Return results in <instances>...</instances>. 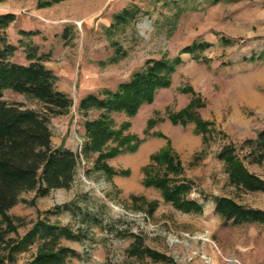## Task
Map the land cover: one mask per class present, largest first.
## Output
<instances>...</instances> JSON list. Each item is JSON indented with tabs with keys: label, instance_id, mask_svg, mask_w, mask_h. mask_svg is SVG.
Masks as SVG:
<instances>
[{
	"label": "rangeland",
	"instance_id": "1",
	"mask_svg": "<svg viewBox=\"0 0 264 264\" xmlns=\"http://www.w3.org/2000/svg\"><path fill=\"white\" fill-rule=\"evenodd\" d=\"M127 6H139L141 11L129 24L114 29L112 37L128 53L118 62L102 64L114 53L105 29ZM1 12L17 15L6 30L8 40L19 45L12 60L27 63L20 40L28 38L20 30L37 31L31 41L41 51L51 52L46 64L59 77L57 87L74 100L68 114L51 118L52 140L74 151H81L86 140V118L77 110L81 97L104 88L117 89L149 58L175 56L194 41L212 42L201 53L207 61L183 53L184 62L171 86L161 88L136 116L112 114L117 125L130 120V131L145 136L136 151L108 160L121 173L109 177L96 169L97 152L87 159L82 155L69 188H56L45 196L35 190L22 194L23 200L8 210L16 226L10 237L21 238L39 217H45L53 223L89 229L83 241L63 239V244L81 253L70 264H264V226L225 222L215 210L221 195L264 209V192L230 184L226 166L217 156L228 143L245 156L251 151L245 141L256 138L264 128V58L258 57L264 56V0H64L48 7H39L37 0H0ZM66 27L71 30L70 39L62 36ZM224 38L231 43L225 44ZM252 56L256 59L251 60ZM3 98L23 108L42 107L37 100L10 89ZM194 98L200 102L196 111L216 127L204 154L203 135L195 123L176 124L170 119L172 112L187 107ZM98 115V111L90 112L91 118ZM150 119L157 122L148 128ZM167 145L180 156L184 175L192 182L189 197L203 203L202 212L178 209L160 190L144 185V166ZM250 158L244 160L248 169L264 178V159L254 162ZM135 196L158 201L155 212L149 215L140 209L142 200ZM69 202L74 209L55 208ZM88 212L99 222L87 221ZM132 233L142 235L146 246L172 261L129 255L127 249L135 240ZM36 252L33 245L16 253L15 262L3 264H21Z\"/></svg>",
	"mask_w": 264,
	"mask_h": 264
},
{
	"label": "trees",
	"instance_id": "2",
	"mask_svg": "<svg viewBox=\"0 0 264 264\" xmlns=\"http://www.w3.org/2000/svg\"><path fill=\"white\" fill-rule=\"evenodd\" d=\"M62 1L64 0H37L39 7H48ZM217 1L214 0L215 3ZM140 11L139 6H127L114 15L113 23L105 29L114 53L102 64L118 62L127 55V50L112 37L114 29L129 24L137 18ZM16 19L14 12L0 13V244H4L0 245V264L6 261L15 262L16 253L33 245L37 247L36 254L21 264H70L71 258L81 257V253L63 244V239L83 241L90 235L88 228L76 229L39 217L24 236L14 239L9 234L16 230V226L8 210L23 200L22 194L26 191L35 190L38 195L45 196L53 189L69 188L82 162V155L87 159L91 153L97 152L96 169L104 171L109 177L121 173L108 160L122 153L136 151L145 136L130 131V120L117 125L112 114L125 113L130 118L136 116L145 103L153 102L161 88L171 86L174 73L184 62L183 53L188 52L196 59L207 61L208 58H203L201 53L211 47L212 42L194 41L175 56L164 54L160 58H149L141 69L135 71L129 80L121 82L117 89L104 88L99 93L90 92L81 97L77 110L86 118V140L81 151H74L64 145H54L50 126L52 117L66 115L71 111L74 100L57 87L59 77L46 64L51 59V52L41 51L40 46L31 41L30 37L37 31L20 30L28 38L20 40L27 63L12 60L19 45L8 40L6 30ZM70 32L66 27L62 36L70 39ZM223 42L229 44L231 40L224 38ZM258 57L264 58L263 55ZM250 59L255 60L256 56ZM8 89L37 100L42 106L41 109L23 108L20 103L4 99ZM199 105V99L194 98L187 107L172 112L170 119L176 124L195 123L197 132L203 135L204 154L214 138L216 127L214 122L203 119L196 111ZM92 111H98L99 115L91 118ZM156 122L155 119H150L148 128ZM245 143L251 149L245 156L240 155L233 143L225 144L217 156L226 166L230 184L244 191L264 192V178L250 171L244 162L250 157L254 162L263 161L264 128L258 132L256 138H249ZM143 173L144 185L160 190L164 199L178 209L196 213L203 211V203L189 197L192 182L184 175L182 160L170 145L151 155ZM134 199L142 200L139 208L149 215L158 207L156 200L148 202L139 196ZM55 208L74 209L70 202L58 204ZM215 210L225 222L256 223L264 226V209L242 204L235 197L218 196ZM90 213L86 214L85 219L90 223L93 220L99 222V218ZM131 235L135 240L127 249L129 255L172 261L167 254L146 246L142 235Z\"/></svg>",
	"mask_w": 264,
	"mask_h": 264
}]
</instances>
